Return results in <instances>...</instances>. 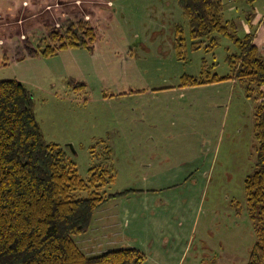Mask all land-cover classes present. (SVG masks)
I'll list each match as a JSON object with an SVG mask.
<instances>
[{
    "label": "rangeland",
    "instance_id": "1",
    "mask_svg": "<svg viewBox=\"0 0 264 264\" xmlns=\"http://www.w3.org/2000/svg\"><path fill=\"white\" fill-rule=\"evenodd\" d=\"M223 2L238 36L246 34L247 14H264V0ZM59 9L26 20L27 13L9 16L8 30L0 33V80L17 79L31 90L45 138L66 150L82 178L89 179L92 166L114 168L106 193L171 177L162 191L173 208L166 206L172 209L161 215L160 230L139 232L144 218L128 215V226L136 228L129 234L132 246L126 247H141L149 257L145 264H247L257 234L244 180L257 161L254 114L259 90L251 85L253 95L248 96L247 81L238 80L236 85L226 80L181 85L184 75L201 74L205 61L208 76L231 73L226 59L238 50L234 41L219 36L218 45L207 50L206 38L195 49L188 17L177 0H70ZM79 21L93 25V41L77 32L80 42L91 39L92 46H70L50 56L29 53L30 48L55 44L52 30L65 37L68 29L76 34L74 22ZM179 25L186 39L183 58L176 50ZM199 153L214 156L206 170L166 171L169 154L174 168ZM134 196L142 197L138 192ZM116 200L95 214L110 212ZM91 229L75 237L88 249L91 240L86 237L95 244L97 236ZM161 236L168 237L159 250L154 241H162Z\"/></svg>",
    "mask_w": 264,
    "mask_h": 264
},
{
    "label": "trees",
    "instance_id": "2",
    "mask_svg": "<svg viewBox=\"0 0 264 264\" xmlns=\"http://www.w3.org/2000/svg\"><path fill=\"white\" fill-rule=\"evenodd\" d=\"M177 1L188 17L195 49L203 46L208 38L210 44L207 50H211L218 45L219 36H225L231 38L239 50L227 56L231 73L208 76L205 61L201 74L184 75L181 85H202L228 79L247 81V95L252 96L251 85H257L258 90L264 85V57L254 35H237L235 22L224 17L223 0ZM244 1L252 4L255 0ZM74 24L76 34L68 29L67 38L66 34L52 30L51 40H55V44L30 48L29 53L50 56L70 46H92L93 25L82 21ZM78 31L89 35L91 39L88 43L83 38L82 42L79 41ZM176 34L177 54L183 58L186 39L182 26H177ZM262 94L263 91L259 90L256 96L259 104L254 114L257 161L255 169L244 180L248 213L257 234L247 264H264ZM113 169L92 166L88 170L89 179L82 178L66 150L45 138L31 90L17 79L0 80V264H143L147 255L138 247L91 255L81 248L75 238L91 229L95 212L110 199L137 191L127 188L106 193L105 185L114 178ZM93 186L103 187V190ZM83 192H86L85 195Z\"/></svg>",
    "mask_w": 264,
    "mask_h": 264
},
{
    "label": "crops",
    "instance_id": "3",
    "mask_svg": "<svg viewBox=\"0 0 264 264\" xmlns=\"http://www.w3.org/2000/svg\"><path fill=\"white\" fill-rule=\"evenodd\" d=\"M82 1H85V0H82ZM69 2H70V0H0V33L1 32L5 33V31L8 30V22H6V21L8 20L9 16H11L13 14L23 13V15H24V13H27L26 14L27 16L25 18V20H26V19H29V17L30 18L31 17H37V16H39L45 12L54 14L57 11L62 10V9H59V7L60 8L65 7V5H68ZM234 8H235L234 5H232L229 8V11L233 10ZM230 12H232V11H230ZM258 13L259 12H257V11H253L251 14L246 15V17H248V19H250V21H247L244 28L246 29V34L252 33L254 35L255 40H256L257 44L259 45L260 52L264 57V14L261 13V14H263V15H261ZM231 16H232V13L227 12L225 9L224 10L225 19L235 21V19H232ZM34 21H36V20H34ZM15 22H17V21H15ZM35 25H37L36 22H35ZM17 30H18V28H16L15 34H18ZM2 40L3 39H0V41H2ZM237 52H238V50L235 53H237ZM226 81H229V83H232L233 85H236L235 83L237 82L234 79H229ZM220 82L221 81L213 82V83H207V84H203V85L216 84V83H220ZM223 82H225V81H223ZM259 90L263 91V94H262V97L260 100H264V85H262ZM258 93H259V91H258ZM258 104H259V101L257 100V106H258ZM254 137H255V135H254ZM256 141H257V139H256ZM257 145H258V143H257ZM170 155L171 154H169L165 160L166 162H169V163H167V168H165V169H168L166 171L175 170V173L181 172L184 170H188L189 168H195L196 169L197 166L200 170H206L204 167L205 166L207 167L214 160V156H212V154L205 153L202 157V155L199 153L196 157H193V158L189 159L188 161L185 160V163H182L181 165L179 164V162H180L179 161L177 164V167H174V165H173L174 168H172V165H170L172 163L170 161L171 159L169 158ZM165 161H162V162H165ZM198 161H200V162L195 164ZM175 168H177V169H175ZM161 179H163V178H161ZM171 183H172L171 177L166 178V180H161V181L150 180V181H147L146 184L136 186L135 189L138 191L132 192V193H130L126 196H123V197H116L117 200H116V198H114L116 200L115 204H114L115 207H113V209L110 212H100L99 214L94 215V220H93L94 226L92 225L93 228L90 230V232L94 231L97 233V236L94 239L96 245L94 244L93 239H91L90 237H88V238L86 237L85 240H91V242L87 241L88 243L85 242L84 244L86 245V243H87V246H89L90 248L88 249V247H86L84 244L83 245L85 247L80 245L81 248H83V250L88 254H91V255L95 254L94 252L97 249V245L99 246V243L101 242V238L103 235H105V238H103V242H101V248H99V253L102 250H103L102 251V253H103V252H106L108 250L124 248L126 246H132V244H130V243H132L130 233L134 232L136 227L131 228V225L128 226L129 217L131 214L133 217H136L137 213L139 215L141 214V218L143 217L145 222H146V225L143 224V227H140V229H138L137 231L147 232L146 228H148V227H149L150 232H156L157 230H160L157 228H158V223H159L158 221H160V223H161V220H160V219H162L161 215L163 214V212L168 213L173 208V203H170L171 199L168 200L166 198L167 191H162V190L168 188L170 186L169 184H171ZM160 189H161L160 192L157 191ZM153 190H155V192H152ZM136 192L140 193V195L142 196V197H140L141 199L134 198L135 197L134 195H136ZM131 195H133V198L130 197ZM179 195H183V193H180ZM160 199H161V201H160ZM108 203H109V201L107 203H105L102 207L106 206ZM137 205L143 206L141 211L138 210V208L136 207ZM167 205H169L172 208H170V210H167V207H166ZM198 205H201V203L198 202ZM176 206H177V204H175V207ZM175 207H174V209H175ZM101 208H99V209H101ZM196 210H197V212L195 213V216L199 213L200 206H198ZM183 211H180L178 214H182ZM128 215H129V217H128ZM126 218H127L128 222L125 225L124 220L126 221ZM160 227H162V226H160ZM161 230H162V228H161ZM87 233H86V235H87ZM161 237H162V241L158 238L159 243H158V239L156 241H154L155 242L154 244L159 245V247H160L159 250L164 249V246H163V244L165 242L164 239L168 236H165V237L161 236ZM90 244H92V245L90 246ZM153 245L150 244L149 247L152 248ZM92 247H93V249H92ZM90 249H92V251H89ZM148 258L149 257H147V260H148ZM147 260L145 261V263L147 262Z\"/></svg>",
    "mask_w": 264,
    "mask_h": 264
}]
</instances>
